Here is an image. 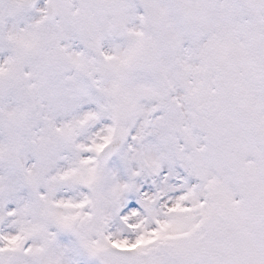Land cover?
Wrapping results in <instances>:
<instances>
[{"label":"snow or ice","instance_id":"6c2138e0","mask_svg":"<svg viewBox=\"0 0 264 264\" xmlns=\"http://www.w3.org/2000/svg\"><path fill=\"white\" fill-rule=\"evenodd\" d=\"M0 264H264V0H0Z\"/></svg>","mask_w":264,"mask_h":264}]
</instances>
